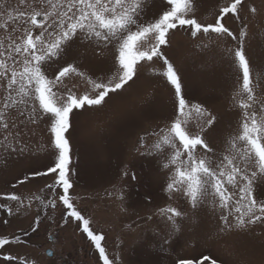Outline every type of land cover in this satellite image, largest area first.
Wrapping results in <instances>:
<instances>
[{
	"label": "snow or ice",
	"instance_id": "1",
	"mask_svg": "<svg viewBox=\"0 0 264 264\" xmlns=\"http://www.w3.org/2000/svg\"><path fill=\"white\" fill-rule=\"evenodd\" d=\"M163 3L149 15V0H17L15 5L0 0V157L6 160L28 152L25 137L35 135L34 126L43 124L48 142L42 150L50 153L49 163L19 183L50 175L52 179L28 196L0 194V199L13 202L0 203V209L14 216L31 212L35 203L37 215L30 226L34 233L41 226V215L48 218L49 209L56 210L61 204L62 225L78 222L103 264H114L102 246L105 237L94 231L93 221L78 210L70 194L73 117L81 110L103 108L127 91L145 64L162 62L163 70L157 74L174 90L171 120L151 133L156 137L151 145H145L141 137V154L156 156L167 172L169 197L180 194L193 210L208 208L222 221L223 232L264 224V70L254 73L246 55V25L238 31L226 26V18L241 20L246 0H224L222 4L216 0L210 23L198 16L203 0ZM248 10L258 11L255 6ZM176 31L189 33L198 48L209 47L203 43L205 38L217 43L221 61L232 73L231 99L239 117L220 150L206 137L217 117L203 104L186 98L179 70L166 54ZM225 38H231L235 46L220 45ZM77 42L110 53L114 72L106 79H93L74 62H67L50 75V65L63 59ZM76 77L88 86L82 93L77 85H70ZM159 211L173 232L181 231L187 218L183 211L172 206ZM3 223L7 225L8 220ZM27 234H0V264H40L38 257L14 251L27 246ZM47 255L55 253L49 249ZM177 264L192 261L180 259ZM211 264H217L216 260Z\"/></svg>",
	"mask_w": 264,
	"mask_h": 264
},
{
	"label": "rangeland",
	"instance_id": "2",
	"mask_svg": "<svg viewBox=\"0 0 264 264\" xmlns=\"http://www.w3.org/2000/svg\"><path fill=\"white\" fill-rule=\"evenodd\" d=\"M11 2L17 4V0ZM163 6V0H149V15ZM251 6L257 8V14L250 13ZM216 9V0H203L198 16L213 22ZM226 21V26L234 31L246 25V55L254 73L264 70V0H246L241 20ZM203 43L209 47L198 48L197 40L189 33L176 31L166 54L179 70L186 98L203 104L217 117L218 122L206 130V137L211 146L220 150L227 134L236 127L239 112L233 108V77L229 66L221 61V47L207 38ZM220 45L234 47L235 42L225 38ZM67 62H74L93 79H106L114 72L110 53L79 42L63 59L50 65L49 74ZM162 70V62L145 64L139 69L136 83L105 107L75 114V131L70 138L73 202L93 221L94 231L104 235L102 246L114 264H177L180 259L192 264H211V260L217 264H264V224L244 231H221L222 221L208 208L193 210L180 194L170 198L165 190L166 170L156 156L141 154V137L145 145L154 143L156 137L151 133L168 123L174 114V90L157 74ZM71 84L77 85L76 90L81 93L88 87L78 77ZM34 132L35 135L25 137L30 146L28 152L13 154L6 160L0 157V194L28 196L52 183L51 175L19 183L49 163L50 153L42 150L48 142L46 127L34 126ZM125 171L128 176H124ZM0 203L13 202L0 199ZM166 206L177 207L186 214L181 231L173 232L160 214L159 210ZM36 209L34 203L31 212L14 216L0 209V234L28 233L27 246L15 247V252L38 257L40 264H103L78 222L62 225L64 211L59 203L56 210L49 209L48 218L41 215L40 228L31 232ZM4 220H8L7 225ZM48 249L55 255H47Z\"/></svg>",
	"mask_w": 264,
	"mask_h": 264
},
{
	"label": "water",
	"instance_id": "3",
	"mask_svg": "<svg viewBox=\"0 0 264 264\" xmlns=\"http://www.w3.org/2000/svg\"><path fill=\"white\" fill-rule=\"evenodd\" d=\"M49 250H47V253H48Z\"/></svg>",
	"mask_w": 264,
	"mask_h": 264
}]
</instances>
